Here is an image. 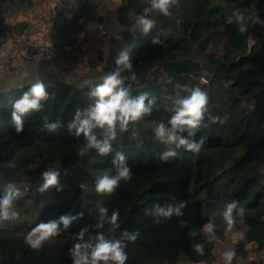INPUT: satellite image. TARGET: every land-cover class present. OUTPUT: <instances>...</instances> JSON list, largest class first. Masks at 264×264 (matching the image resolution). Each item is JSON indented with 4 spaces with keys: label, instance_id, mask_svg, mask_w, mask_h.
I'll return each mask as SVG.
<instances>
[{
    "label": "trees",
    "instance_id": "16d2710c",
    "mask_svg": "<svg viewBox=\"0 0 264 264\" xmlns=\"http://www.w3.org/2000/svg\"><path fill=\"white\" fill-rule=\"evenodd\" d=\"M89 1H79L80 7L73 9L71 20L64 17L65 10L60 11L58 20L62 18V22L53 27L56 31L53 38L41 39L48 41L55 52L51 64L57 66L67 51L76 52L72 55L76 61L80 50L87 51L84 43L93 41L94 49L89 50L93 56L85 57L80 76L87 82L80 87L67 82H44L49 94L44 108L25 116L20 133L12 123L10 101L19 98L36 81L0 92V197L9 184L24 193L14 204L19 218L0 221V264H52L43 251H33L24 239L17 238L25 237L42 221L83 212V219L50 240L63 241L70 248L74 243L70 237L80 228L87 226L90 231H98L95 228L98 203L108 209L109 215L119 210L116 238L124 230L140 233L134 243H127L126 264H177L181 256L190 264H217L214 248H220L228 235L219 227L223 224L219 216H215V222L220 243L206 245L204 256L194 253L193 243L203 241V225L218 209L222 210L224 203L233 200L243 209L242 213L238 210L233 213L237 221L233 231L245 230L242 238H237L236 246L248 261L234 259L232 264H264V27L250 26L248 32L238 34L232 16L233 10L239 8L246 15L255 14L264 20V0H179L170 17H157L156 29L147 36L140 33L133 36L128 31L143 13L146 0H118L116 8L95 20L89 13L93 8ZM24 2L0 0V46H5L12 35L9 11ZM253 3L256 6L250 7ZM80 22L84 23L83 29L77 28ZM63 25L66 29L61 31ZM72 27L75 33H71ZM77 32L82 37L76 36ZM249 37L254 39L250 46ZM155 38L161 44L154 45ZM104 39L106 46L102 45ZM69 46L71 49L67 50L65 47ZM124 48L131 50L134 71L140 79L132 83V95L147 92L156 98L157 106L151 115L118 134L108 156H99L92 150L85 157H78L83 137L76 138L75 130L70 134L67 125L77 108L84 109L92 103L88 96L90 89L113 70L115 57ZM37 50H42L39 42L25 58ZM178 60L198 62L203 73L188 76L162 71L164 62ZM69 66V72L76 75L78 69L70 62ZM176 83L199 86L206 91L210 114L219 119L216 123L206 119L209 127L197 133L194 139L205 140L198 154L180 149L176 157L165 162L158 159L164 148L155 141L153 129L161 119L169 118L164 106L170 103L168 98L174 95ZM45 118L59 120L61 126L49 132L44 127ZM117 151L126 156L132 180L122 181L111 196H100L95 192V179L105 173L114 174L111 161ZM57 160L61 163L63 191L52 188L40 194L21 186L26 183L37 188L42 183V172ZM10 162L13 167H8ZM64 168L67 175L63 174ZM81 183L87 184V191L80 189ZM28 193L36 195L24 201ZM181 201H187V207L179 217L157 224L154 217L145 214L155 205ZM103 231L107 236L113 235L107 231V225ZM64 264L72 261L65 260Z\"/></svg>",
    "mask_w": 264,
    "mask_h": 264
},
{
    "label": "clouds",
    "instance_id": "9594fccd",
    "mask_svg": "<svg viewBox=\"0 0 264 264\" xmlns=\"http://www.w3.org/2000/svg\"><path fill=\"white\" fill-rule=\"evenodd\" d=\"M178 2L179 0H146L143 13L137 16L130 25L129 33L133 36L137 33L147 36L156 29L157 17H170L172 8ZM255 6V3L250 5V7ZM232 16L238 26V34L248 32L250 26L264 23L258 16L246 15L244 10L239 8L233 10ZM152 43L159 45L161 41L159 38H155ZM114 65L113 70L100 77L99 83L90 89L88 96L92 103L84 109L77 108L71 122L67 125L70 134L75 130L76 138L83 137V143L77 151L78 157L83 158L92 150L99 156H108L113 152V142L116 141L118 134L127 132L130 124H135L151 115L157 106L156 98L150 96L149 93L142 92L135 96L131 93L132 83L136 82L139 77L134 71L129 48L119 51L115 57ZM168 82L172 83L171 80ZM174 89V95L168 98L170 103L164 106V110L169 113V118L166 121L161 119L153 129L155 141L164 148L158 155V159L165 162L169 158L176 157L180 149L198 154L205 140L203 137L198 141L194 138L202 128L209 127V123L205 122L206 119L210 123H216L219 119L210 114L209 95L202 88L176 83ZM48 95L47 86L43 80H37L19 98L10 101L11 119L17 133L23 131L25 116L31 112L43 110V102L47 100ZM60 126L59 120L49 121L45 118L44 127L49 132L56 131ZM111 164L114 174L105 173L95 179V192L100 196H111L122 181L128 183L132 180V170L122 152L115 153ZM8 167H13L11 162ZM63 174L67 175L66 168L63 169ZM61 175V163L57 160L42 172V183L39 184L36 191L40 194L46 193L52 188L58 192L63 191V186L60 184ZM79 187L82 191H87L86 183H81ZM23 196L24 193L14 185L6 186L3 196L0 197V221H14L19 218L20 213L15 210L14 204ZM238 205L239 202L235 200L224 203L222 210L218 209L213 214V218L203 225L201 228V232L204 234L203 241L193 243L195 254L204 256L206 245L220 243L215 216L222 219L223 224L219 227L226 235L233 231L237 223L233 213L237 210L243 212V209ZM96 207L95 228L98 231H90L89 227L84 226L77 234L70 237L74 241L68 251L72 264H126L128 259L125 251L127 243H134L140 235L139 231L124 230L119 238H116L114 233L120 227L118 223L119 210H113L109 215L108 209L102 203H98ZM186 207L187 201L166 206L155 205L145 214L154 217L155 223L159 224L162 220L183 215V209ZM41 208H43V203ZM83 216V212L75 215L67 213L58 219L42 221L27 232L24 243L31 250L38 251L46 242L59 236L62 231L83 219ZM106 225L107 231L112 233V236L105 235L103 229ZM214 250L219 251L223 264H232L236 257V250L233 247L214 248Z\"/></svg>",
    "mask_w": 264,
    "mask_h": 264
},
{
    "label": "rangeland",
    "instance_id": "374dc122",
    "mask_svg": "<svg viewBox=\"0 0 264 264\" xmlns=\"http://www.w3.org/2000/svg\"><path fill=\"white\" fill-rule=\"evenodd\" d=\"M117 2L118 0H92L93 8L89 10V13L91 14L93 20H95L98 15L105 17L108 11L117 7L118 5ZM251 16L255 17L256 15L252 14ZM44 18H45V15H42L41 20L42 19L44 20ZM261 21L264 22V20H261ZM84 23L87 25L89 24L86 21H84ZM84 23L80 22L79 24H77V28L83 29ZM258 25L260 27H264V23L258 24ZM45 33H46V37L50 38L48 35V32L45 31ZM76 34H77L76 36L82 37L80 33L77 32ZM102 41H101L103 43L102 45L106 46L107 45L106 39ZM253 41L254 39L252 37H249L248 45L250 46L253 43ZM40 42L41 41L39 40V43ZM88 43L91 44L88 41L87 43H84V46H83L84 50H87V51L83 52V50H80L79 55H78L79 58L76 61H74L73 59L74 56H72L76 52H74L73 50L67 51L64 55L65 57L64 58L62 57L63 58L62 61H59V63H57L59 64V66H57L56 64H51V62H49L48 64L37 63L35 61H32L31 59H28L27 62L21 65V67H17V68H13L11 66V63H6L5 65H3L5 58L7 56V54H5V49H4V53L0 61V90L9 88L10 84L16 82L17 79L19 78H20V82H23L26 80H29L30 82V81H33L34 79H41L45 82H48L49 84L55 83L54 81L57 82L58 80L59 81L62 80L63 82L74 84L77 87L84 85L87 81L81 79L80 76L82 75L83 66L85 65V57L89 58L93 56V55H90L93 51H89L90 48H89ZM92 47H93V44H92ZM65 48H67V50L71 49L70 46L65 47ZM10 59H13V57L11 56ZM68 61L70 62L71 66L74 65L73 67L75 69H78V72L76 75L75 74L73 75L70 72H67L70 69ZM22 77H25V78H22ZM245 107H248V106H245ZM21 186L26 188L27 191L33 190L31 192H34V189L36 190L35 186H29L26 183H23V185ZM35 195L36 194L28 193L27 196L24 198V201L32 200L35 197ZM40 201H42L41 196H40ZM244 232L245 230L243 229V230H239L238 233L234 231H232L231 233H228L226 240L223 242L222 246L219 248V249H222V248H227V247H231L235 245L234 247L236 250L235 259L240 262L248 261V260L243 259V255L241 254V252L238 251V248L236 246L238 243L237 238H242V235ZM24 238H25L24 236H20L17 238V240L24 239ZM40 250L43 251V254L47 256L49 262L52 264L54 261H55L54 264H64L65 260H71V258L68 255L69 248L63 241H48L42 246ZM215 263L217 264L223 263L219 255V251H216L215 253ZM177 264H190V263L184 256H181Z\"/></svg>",
    "mask_w": 264,
    "mask_h": 264
},
{
    "label": "crops",
    "instance_id": "0c3cea01",
    "mask_svg": "<svg viewBox=\"0 0 264 264\" xmlns=\"http://www.w3.org/2000/svg\"><path fill=\"white\" fill-rule=\"evenodd\" d=\"M79 1L80 0H26L24 5H20L21 2L16 4V6H14L8 14V23L12 26V35L9 36L8 40H6V44L4 46L5 54H7V56L3 65L11 63L13 68H17L27 62L30 57L27 59L25 56H30V53L34 51L35 45L39 42V40L46 37L45 31L48 32L50 38H53V35L56 33L53 27L58 24L60 25L62 22V18L60 21L58 20L60 11L65 10L66 13L64 12V17L71 20L73 18V9L78 6L80 7ZM89 6L90 8L93 6L92 0L89 1ZM42 15H45L44 20H41ZM65 27L66 26L63 25L61 31H64L66 29ZM70 31L71 33H75L73 27L70 28ZM93 47L92 44H89L90 49ZM10 55L13 59H10ZM23 57L26 60L23 59ZM37 80L41 79H34L30 82L29 80L20 82L19 78L16 82L11 83L9 88L2 89L0 92H8L13 89L21 88ZM54 82L64 83L62 80Z\"/></svg>",
    "mask_w": 264,
    "mask_h": 264
},
{
    "label": "water",
    "instance_id": "95a60500",
    "mask_svg": "<svg viewBox=\"0 0 264 264\" xmlns=\"http://www.w3.org/2000/svg\"><path fill=\"white\" fill-rule=\"evenodd\" d=\"M162 71L165 73L174 71L188 76H196L203 73V68L195 61L178 60L164 62L162 64Z\"/></svg>",
    "mask_w": 264,
    "mask_h": 264
},
{
    "label": "built area",
    "instance_id": "2783aa9c",
    "mask_svg": "<svg viewBox=\"0 0 264 264\" xmlns=\"http://www.w3.org/2000/svg\"><path fill=\"white\" fill-rule=\"evenodd\" d=\"M40 46L42 47V50H37L35 53L31 55L30 59L37 63H44V64H48L49 62H52L55 57V52L53 51L48 41L41 40ZM3 53H4V46H0V61L2 59ZM49 56L51 57L50 59Z\"/></svg>",
    "mask_w": 264,
    "mask_h": 264
}]
</instances>
